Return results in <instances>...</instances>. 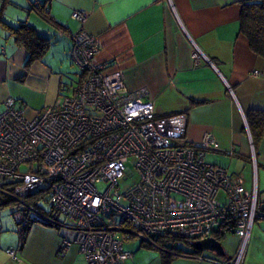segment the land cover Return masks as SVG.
I'll return each instance as SVG.
<instances>
[{"label": "built area", "instance_id": "built-area-1", "mask_svg": "<svg viewBox=\"0 0 264 264\" xmlns=\"http://www.w3.org/2000/svg\"><path fill=\"white\" fill-rule=\"evenodd\" d=\"M85 15L72 13L81 23ZM70 38L79 76L57 104L29 116L14 98L4 101L0 194L46 223L72 230L86 264H121L131 256L125 241L137 237L159 248L157 239L167 232L179 238L175 246L181 239L232 233L238 238L233 255L198 258L242 264L253 224L264 225L256 190L204 159L206 150L217 148L210 133L187 144L184 114H157L143 99L145 88L128 91L121 70L96 62L97 36L80 30ZM202 58L193 44L194 63ZM134 175L136 181L121 192L118 182ZM41 190L53 215L26 201ZM6 252L15 258L13 249Z\"/></svg>", "mask_w": 264, "mask_h": 264}, {"label": "crops", "instance_id": "crops-1", "mask_svg": "<svg viewBox=\"0 0 264 264\" xmlns=\"http://www.w3.org/2000/svg\"><path fill=\"white\" fill-rule=\"evenodd\" d=\"M74 11L85 12L83 23ZM240 14L239 0H0V112L8 97L29 116L57 104L79 76L70 36L85 30L98 38L96 62L121 70L128 91L145 88L143 99L157 114H184L187 144L210 133L217 148L206 150L204 159L239 174L264 202V135L254 144L246 121L248 111L264 110V57L240 32ZM19 24L48 39L40 56L31 58L7 27ZM193 44L208 60L194 63ZM74 235L27 224L16 208L1 207L0 264H86ZM123 249L131 256L121 264H162L160 251L140 241L128 240ZM168 264L217 263L177 256ZM242 264H264L262 222L251 228Z\"/></svg>", "mask_w": 264, "mask_h": 264}, {"label": "trees", "instance_id": "trees-1", "mask_svg": "<svg viewBox=\"0 0 264 264\" xmlns=\"http://www.w3.org/2000/svg\"><path fill=\"white\" fill-rule=\"evenodd\" d=\"M239 2L241 4L240 32L247 38L250 49L257 55L264 57V0H239ZM44 9V6H36V10L45 20L53 22L50 15ZM7 27L16 41L29 50L31 58H36L44 52L48 39L39 36L33 27L26 24ZM246 121L252 141L255 144V141L264 135V110L248 111L246 113ZM46 196L47 192L45 191H35L26 196V201L36 205L34 206L36 209L53 215L52 210L45 204L47 201ZM19 205L13 199L0 194V208L4 206L16 208L22 215V222L26 221L27 224L30 222H40L52 226L31 213L25 206ZM214 236L215 239L221 241L225 235L218 234L217 232ZM176 240H179V238L174 233L167 232L157 239L159 248L147 245L142 241L140 243L146 247L159 250L162 255V264H168L172 258L177 256L206 257V255H203V251L192 247L193 241L181 239L182 244L175 246Z\"/></svg>", "mask_w": 264, "mask_h": 264}, {"label": "rangeland", "instance_id": "rangeland-1", "mask_svg": "<svg viewBox=\"0 0 264 264\" xmlns=\"http://www.w3.org/2000/svg\"><path fill=\"white\" fill-rule=\"evenodd\" d=\"M73 65H74V71L78 72L79 70H78L77 65L76 64H73ZM73 76H74L73 78L76 77V75H74V74H73ZM129 166H130L131 169H133L132 165L130 163H129ZM19 169L20 170H24V167L20 166ZM136 179H137V176L134 175L133 177L128 178L126 180H120L118 182L120 191L121 192L127 191V189L136 181ZM19 206H22V205H19ZM133 240L137 241V242L139 241V239L137 237L133 238ZM237 243H238V238L236 240L235 235L232 234V233H227L225 235V237L222 239V244H223V246L225 248V251H227V254L230 253V254H228V256H231V255L234 254V252L236 250V247H237ZM234 248H235V250H234ZM203 255H206V256H209V257L220 258V257L216 256L215 254H213L210 251H203Z\"/></svg>", "mask_w": 264, "mask_h": 264}, {"label": "water", "instance_id": "water-1", "mask_svg": "<svg viewBox=\"0 0 264 264\" xmlns=\"http://www.w3.org/2000/svg\"><path fill=\"white\" fill-rule=\"evenodd\" d=\"M192 247L200 251H210L218 257L227 255L222 242L213 237L195 240L192 242Z\"/></svg>", "mask_w": 264, "mask_h": 264}]
</instances>
